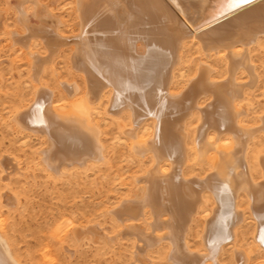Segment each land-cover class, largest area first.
Returning <instances> with one entry per match:
<instances>
[{"label": "bare ground", "instance_id": "obj_1", "mask_svg": "<svg viewBox=\"0 0 264 264\" xmlns=\"http://www.w3.org/2000/svg\"><path fill=\"white\" fill-rule=\"evenodd\" d=\"M55 1L35 2L37 25L49 48H69L71 65L88 83L79 95L77 84H65L60 100L53 99V91L38 88L34 102L15 116L21 126L45 134L41 159L58 167L103 158L98 127L90 123L89 113L96 112V102L109 91L108 100L124 102L130 117L153 115L140 133L135 127L127 131L131 150L142 156L150 152L152 164L139 178L144 182L133 197L116 210L126 221L124 232L143 241L137 243L140 251L168 239L169 257L179 264H220L218 254L244 220L238 205L243 199L252 213V239L244 247L229 245L231 258L248 264L254 254L264 255V152L258 151L255 160L248 157L250 145L264 135V114L254 124L246 123L249 107L242 100L259 79L252 50L256 43L264 46V0L239 6L237 0H71L78 31L67 37L57 31L62 21L49 10ZM19 16L30 19L24 8ZM25 34L20 36L28 44ZM190 41L198 42L205 57L222 60V77L211 76L214 68L200 60L177 91L175 69ZM27 54L35 66L43 60L30 49ZM206 95L211 101L203 105L200 100ZM194 112L197 132L189 143L186 125ZM191 151L196 161L208 165L205 176L183 174ZM253 165L259 177L251 174ZM207 189L212 206L202 213L205 249L196 252L185 235ZM146 214L150 220L142 225L138 219ZM0 264H19L1 236Z\"/></svg>", "mask_w": 264, "mask_h": 264}, {"label": "rangeland", "instance_id": "obj_2", "mask_svg": "<svg viewBox=\"0 0 264 264\" xmlns=\"http://www.w3.org/2000/svg\"><path fill=\"white\" fill-rule=\"evenodd\" d=\"M49 1L0 0V236L19 264H179L169 257L168 239L147 245L140 251L137 243L143 244V241L124 232L126 221L116 211L125 199L133 197L144 182L139 178L152 164L150 152L142 156L131 150L129 129L135 127L140 133L146 122L151 123L153 115L140 113L138 118L140 114L134 113L130 117L129 107L122 101L116 106L113 100H108L107 91L105 97L96 102V112L89 113L90 123L98 127L103 158L89 159L82 165L61 163L58 167L41 159L46 144L45 134L21 126L15 117L34 102L38 88L53 91V99L60 100L64 97L65 84H77V95L87 87L88 79L71 65L69 48L62 46L54 50L55 47L52 49L50 46L51 50L45 42L46 35L37 25L40 22L33 15L34 8H37L35 2ZM73 7L71 0H56L49 6V10L62 21L56 29L64 37L78 31L74 26ZM20 8L28 12L30 19L20 18ZM22 33L29 35L28 44L22 40ZM196 44L198 42L193 41L192 44L190 41L183 48L182 60L175 69L174 90L181 88L184 77H191L201 61L214 68L211 76L222 77V60L205 57ZM27 49L43 58L39 65L31 62ZM252 51L259 81L248 87L242 99L249 107L244 116L248 124H254L259 114H264V46L256 43ZM181 71L183 77L179 75ZM209 101L207 95L200 100L203 105ZM119 105H123L122 109ZM114 106L117 108H111ZM117 109L123 111L119 113ZM196 115L194 112L187 120L189 143L197 132L194 130ZM258 151L264 152L263 134L250 145L248 157L255 160ZM192 152L188 154L183 174L205 176L208 165L196 161ZM250 172L259 177L254 165ZM204 197L185 235L188 247L196 252L205 249L201 236L202 213L212 206V195L208 189ZM238 205L244 220L236 228L232 240L228 239L227 243L231 244H226L218 254L220 264H238L231 258L230 246L244 247L252 239L253 225L248 221L252 218L250 208L243 199L238 200ZM138 220L145 225L150 216L146 214ZM263 256L262 251L254 254L248 264L253 260L251 264H260Z\"/></svg>", "mask_w": 264, "mask_h": 264}, {"label": "snow or ice", "instance_id": "obj_3", "mask_svg": "<svg viewBox=\"0 0 264 264\" xmlns=\"http://www.w3.org/2000/svg\"><path fill=\"white\" fill-rule=\"evenodd\" d=\"M251 2L252 0H237V4L235 6H239L240 4H249Z\"/></svg>", "mask_w": 264, "mask_h": 264}]
</instances>
